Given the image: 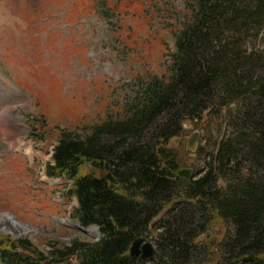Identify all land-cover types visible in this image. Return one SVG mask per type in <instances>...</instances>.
<instances>
[{
    "label": "trees",
    "instance_id": "1",
    "mask_svg": "<svg viewBox=\"0 0 264 264\" xmlns=\"http://www.w3.org/2000/svg\"><path fill=\"white\" fill-rule=\"evenodd\" d=\"M183 9L168 74L138 80L122 110L83 136L55 139L45 173L71 181L73 217L100 238L46 254L27 239L0 240V264H264V0ZM204 113L223 135L197 175L178 178L167 145ZM84 164L93 172L79 175ZM215 219L231 230L212 254L197 239ZM152 232V257L130 259L131 243Z\"/></svg>",
    "mask_w": 264,
    "mask_h": 264
},
{
    "label": "rangeland",
    "instance_id": "2",
    "mask_svg": "<svg viewBox=\"0 0 264 264\" xmlns=\"http://www.w3.org/2000/svg\"><path fill=\"white\" fill-rule=\"evenodd\" d=\"M186 0H0V240L97 241L73 212L71 181L45 173L61 132L83 136L115 116L138 80L168 74ZM264 35V32L262 33ZM225 126L204 113L171 139L179 170L198 174ZM197 135L193 149L187 140ZM93 172L88 164L79 175ZM164 214V211L161 215ZM70 222V223H69ZM69 223V224H68ZM96 230L86 234L84 230ZM231 230L211 221L197 241L216 247ZM92 233V234H91ZM230 233V232H229ZM156 232L145 241L154 247ZM222 242V241H221ZM211 254V255H212ZM63 264H77L75 258Z\"/></svg>",
    "mask_w": 264,
    "mask_h": 264
},
{
    "label": "water",
    "instance_id": "3",
    "mask_svg": "<svg viewBox=\"0 0 264 264\" xmlns=\"http://www.w3.org/2000/svg\"><path fill=\"white\" fill-rule=\"evenodd\" d=\"M197 139V135H191L187 140V149H193L194 143ZM176 175L178 178L189 180L192 177V171L190 169L177 170ZM154 248L150 242H146L143 238L135 239L129 248L128 254L130 259L140 257L147 259L152 257Z\"/></svg>",
    "mask_w": 264,
    "mask_h": 264
},
{
    "label": "bare ground",
    "instance_id": "4",
    "mask_svg": "<svg viewBox=\"0 0 264 264\" xmlns=\"http://www.w3.org/2000/svg\"><path fill=\"white\" fill-rule=\"evenodd\" d=\"M69 223H70V222H69ZM69 223H68V224H69ZM93 228H94V227H92L91 230H89L90 228H89V229H86V230H84V232H85L86 234H89L91 231H94L93 234H97V233H96V230H95L96 228H95V229H93ZM91 234H92V233H91Z\"/></svg>",
    "mask_w": 264,
    "mask_h": 264
}]
</instances>
